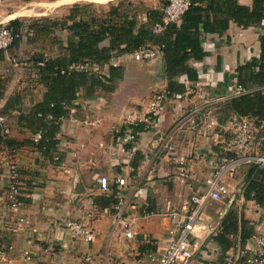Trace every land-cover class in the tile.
Listing matches in <instances>:
<instances>
[{
  "label": "crops",
  "instance_id": "crops-1",
  "mask_svg": "<svg viewBox=\"0 0 264 264\" xmlns=\"http://www.w3.org/2000/svg\"><path fill=\"white\" fill-rule=\"evenodd\" d=\"M108 1L112 0H90ZM25 2L0 0V25L13 23L25 30L8 52L0 54V116L9 129L7 139L0 131L3 264H22L24 251L36 264H80L86 254L95 264H153L166 248L168 231L175 230L177 236L195 211L192 197L208 192L207 180L218 160L232 155L226 152L227 143L239 123L253 119L225 109L237 97L236 86L246 94L264 93V84H250V69L238 73L239 67L260 59L264 20L243 27L228 19V27L220 29L218 21H227L222 12L226 7L217 5V10L203 14L213 31L199 34L202 58L176 64L171 61L174 56L161 53L155 60L140 62L131 54L141 46H156L151 30L161 19V1L122 0L102 11L62 1L54 4L58 11L53 17L40 19L17 15L13 7ZM236 2L253 8L252 0ZM203 3L200 7L205 8ZM169 41L171 51L174 42ZM45 61L68 70L63 82L40 71ZM85 64L87 71L76 68ZM252 70L257 73L259 68L253 65ZM162 92L166 97L154 115L150 99ZM53 107L62 114L54 118L49 113ZM180 108H185L183 116ZM222 109L229 116L226 120L219 116ZM40 110H47L46 116ZM203 110L204 125L190 127ZM182 120L188 125L184 130ZM50 128L54 145L40 151L37 145L41 139L49 142ZM37 134L42 137L34 144ZM130 134L133 142L120 151L117 144ZM12 145L17 146L14 152ZM12 161L18 166L20 214L28 221L16 232L5 198ZM252 166L264 170L240 165L235 175L222 179L227 195L220 201L207 200L199 210L189 237V264H222L235 247L255 249V238L264 235V190L256 195L248 187L251 181L261 186L264 182ZM101 176L109 181L107 193L99 189ZM118 178L126 184L118 186ZM119 213L129 223L131 237L125 236L122 221H116ZM69 221L86 225L93 240L72 238L65 227Z\"/></svg>",
  "mask_w": 264,
  "mask_h": 264
},
{
  "label": "built area",
  "instance_id": "built-area-1",
  "mask_svg": "<svg viewBox=\"0 0 264 264\" xmlns=\"http://www.w3.org/2000/svg\"><path fill=\"white\" fill-rule=\"evenodd\" d=\"M161 4L162 21L155 23L152 26V33L158 36H163L169 25L178 24L191 5V0H159ZM25 30H15L7 25H0V54L6 53V51L20 39ZM161 45L159 46H141L131 54V57L135 61L146 62L157 59L162 53ZM13 64H17L15 60H11ZM42 65V64H40ZM80 70L90 69L87 64L76 67ZM1 90V89H0ZM246 94V91L236 86L234 89V95L239 96ZM165 92L155 93L152 95L149 103L150 112L154 115L161 111L162 101L165 99ZM1 101V99H0ZM51 119V117H49ZM147 122V120H144ZM0 131L3 139H7L9 136V129L6 125V119L0 116ZM42 135L37 134L33 143L38 144ZM134 136L132 134L127 135L125 139L120 141L118 149L123 151V147L126 142H133ZM264 144V120L259 124L255 123V120H242L235 134L231 137L227 143L226 152L231 153V156L221 157L218 160L216 171L213 177L207 180L208 192L203 196H194L191 199V204L194 206L193 214L187 219L179 230L176 236L175 230H169V238L164 252L156 259L153 264H189L192 259L193 251L190 242V235L192 234L195 223L198 219L199 210L207 200L220 201L228 191L222 183V179L226 174L235 175L240 165H258L264 169V155L261 154ZM253 148L255 152L253 153ZM12 151L17 149V146H13ZM260 152V153H259ZM118 186H124L126 184L123 178L116 180ZM98 186L102 193L109 191V181L106 177L101 176L98 179ZM19 173L18 166L15 161H12L7 166V187L5 191V198L9 211L14 215V227L13 232L20 229V226L28 225L27 219L20 214L22 204L19 200ZM122 221V229L126 237H131L129 231V223L126 222L122 214L116 215V221ZM66 229L70 232L71 237L79 239L85 243H89L93 240L94 235L92 231L79 221H69L65 225ZM6 253L3 247L0 245V264L5 261ZM22 264H36L31 253L24 251L21 255ZM80 264H95L94 258L90 254L83 256ZM222 264H264V235L255 238V249H242L235 247L234 253L226 254Z\"/></svg>",
  "mask_w": 264,
  "mask_h": 264
},
{
  "label": "trees",
  "instance_id": "trees-1",
  "mask_svg": "<svg viewBox=\"0 0 264 264\" xmlns=\"http://www.w3.org/2000/svg\"><path fill=\"white\" fill-rule=\"evenodd\" d=\"M22 1H29V0H22ZM252 1H253V8L252 10H249L246 7L238 5L236 0H191V5L188 8V10L185 12V14L182 16L180 20L181 23L179 26H177L176 24L169 25L163 36H158L156 34H153L152 32L151 34L156 39L157 42L156 46L159 45L163 46L161 52L164 53L165 58L168 55H170V57L174 56L171 59L173 63L178 64L182 61H185V59L189 57L202 58L204 56V53L202 52V46L199 41V34L200 32L213 31L207 16L203 17V14H206V12L208 13V10H212V11L217 10V5H221V6L225 5L226 8L223 9L222 12L226 11L227 21H223V20H221L220 22L218 21L217 26L220 29L225 30L228 27V19L234 20L243 27H248L253 24L259 25L262 22V20H264V0H252ZM203 2H206L205 8L200 7V4ZM161 19L159 22H161ZM13 25L14 24L11 23L8 24L7 26L12 27L15 30H21ZM24 34L22 35V37L24 36ZM105 34H107V32ZM18 40H16V42ZM169 40H173L174 42L173 45L171 46V51H169L170 48ZM260 42H261V52H262L260 59H258V61H252L247 65H243L238 69L239 70L238 73L244 71V69L251 70L250 71L251 75L249 78L250 84L252 83L259 85L264 84V34L260 38ZM15 43L6 52H8L15 45ZM253 65L258 66L259 70L257 73H253L252 70ZM55 66H56L55 63L45 61V64H43V66L40 67V71H45L50 75H52V77H56L55 80H60L61 82H63L66 76L65 71L68 70L66 69L63 70L60 68L56 69ZM60 71H64V72L61 74ZM80 71H87V70H80ZM77 73L80 74V76H83L84 74L86 75L85 72H77ZM73 77L74 74H72L71 78ZM107 78L109 80L111 77L108 76ZM237 79L239 80V78ZM72 84H74V82ZM238 84L244 87L246 85L245 83H242L240 81L238 82ZM50 109L51 110L49 111V113L54 118L62 114L60 109L58 110L56 107ZM227 109L240 118L241 117L253 118L256 120L257 124H259L262 120H264V93L255 92V93L242 94L237 97H234L231 100L229 106H227L225 110L227 111ZM46 111L47 110H40V113L43 114V117L46 116L44 115L47 113ZM52 129L53 128H50L47 133L49 142L43 143L44 139H41L42 141H40L39 144L37 145V149H39L40 151H43L45 149L44 152H47L51 147H53L54 141L52 140V138L54 132ZM252 167L257 169L256 166H252ZM256 171L260 175V181L264 182V170L257 169ZM248 190L256 191V195L257 194L259 195L260 192L264 190V186H261L259 183H254V182L252 183L251 181ZM256 200L260 202L258 199Z\"/></svg>",
  "mask_w": 264,
  "mask_h": 264
},
{
  "label": "rangeland",
  "instance_id": "rangeland-1",
  "mask_svg": "<svg viewBox=\"0 0 264 264\" xmlns=\"http://www.w3.org/2000/svg\"><path fill=\"white\" fill-rule=\"evenodd\" d=\"M51 1L52 0H29L28 2H25V3H17L16 7H13V8H15V10H17V15H19V13L22 15H25L26 19H40L43 17H53L55 15V12L58 11V9L53 8L56 6L54 4L62 3V1L64 3L77 2L76 4L79 3V5H87V7L88 6L91 7V10H94L96 8V10L102 11L103 7H105L106 5L115 4V3L122 1V0H112V1L105 2V3L90 2V0H61V1H58L57 3L53 2L54 4H52ZM13 2H16V1H13ZM2 4H0V5L2 6ZM72 5H74V4H70L69 6H72ZM183 109H185V108H180V110H181L180 112H181L182 116L184 115V112H185V110L183 111ZM209 111L210 112L212 111L211 113H213V114L215 113V109L207 110V112H209ZM205 114L206 113L204 110L202 112L198 111V113L194 116L193 122H191V123L189 122V126L190 127L191 126H193V127L203 126L204 120L206 118ZM221 114L223 115L225 120L227 118H229L227 112L224 111L223 109L221 111H219V116ZM183 121L184 120H182V124H181L182 130H184V127L188 126L186 124V122H183ZM212 125H211L212 128L216 127V124L212 123ZM224 126H226V128H227L228 125H224ZM231 127H232V125H230L229 131H232ZM212 128H210V130H212ZM261 154L264 155L263 153H261ZM187 210H188V208H187Z\"/></svg>",
  "mask_w": 264,
  "mask_h": 264
}]
</instances>
